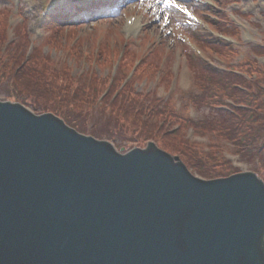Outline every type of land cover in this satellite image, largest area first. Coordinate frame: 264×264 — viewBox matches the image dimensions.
Returning <instances> with one entry per match:
<instances>
[{"label": "rangeland", "instance_id": "rangeland-1", "mask_svg": "<svg viewBox=\"0 0 264 264\" xmlns=\"http://www.w3.org/2000/svg\"><path fill=\"white\" fill-rule=\"evenodd\" d=\"M175 2L187 11L165 8L156 0H121L114 9L107 2L99 6L89 0H0V100L30 110L42 106L40 114L64 115L81 133L107 140L123 152L153 142L183 162L184 153L191 151L203 160L202 166L228 161L232 171L254 172L264 181V137L247 145L197 126L213 118L214 105L231 106L227 96L237 103L240 94L264 101V0ZM131 17L138 26L128 31ZM185 24L194 28L189 31ZM32 57L41 76L48 69L44 78L52 79V85L32 91L35 95L16 80L36 75L30 73ZM63 71L68 79L61 76ZM215 72L227 75L232 90L213 89L220 102L199 106L205 86L215 87ZM122 83L125 91L139 94L141 104L166 107L168 123L158 121L166 130L152 133L118 118L115 99L121 93L111 98ZM84 97L89 102H80ZM254 99L245 104L257 105ZM240 109L232 106L230 113L214 108L216 114L237 118ZM143 119L154 122L149 115ZM253 145L256 151L245 153ZM188 165L192 174L208 178L199 175L207 172L196 164Z\"/></svg>", "mask_w": 264, "mask_h": 264}, {"label": "water", "instance_id": "water-1", "mask_svg": "<svg viewBox=\"0 0 264 264\" xmlns=\"http://www.w3.org/2000/svg\"><path fill=\"white\" fill-rule=\"evenodd\" d=\"M0 264H264V183L0 101Z\"/></svg>", "mask_w": 264, "mask_h": 264}, {"label": "trees", "instance_id": "trees-1", "mask_svg": "<svg viewBox=\"0 0 264 264\" xmlns=\"http://www.w3.org/2000/svg\"><path fill=\"white\" fill-rule=\"evenodd\" d=\"M4 28L2 27L0 31H3ZM34 61V62H33ZM38 61L36 59L31 58V74H36L34 77L29 78L30 76H25L21 78H16V80L22 85V88H25L27 92H29L31 95H35L32 93V91H40L43 85H52V79H45L44 75L46 70H43V76L42 70L38 69L37 65ZM51 72V71H50ZM25 75V74H24ZM68 74L66 72H62L61 76L64 79H68ZM212 81L215 83V87H211L209 85L205 86V90L199 95L198 97V104L201 106V104L209 105L211 106L212 103H218L220 102L219 97L214 93L213 89H221V90H232L231 88V82L230 79L227 77V75L215 72ZM40 76V78H38ZM51 76L57 79V76L55 73L51 72ZM56 76V77H55ZM71 81V80H69ZM264 81V80H263ZM46 83V84H45ZM204 86V85H203ZM78 89H82V86H78ZM91 92H95V89L91 88ZM89 93L85 96H88ZM84 96V95H83ZM139 94L135 93L134 91H129L125 93V91L122 92L121 96L117 99H115V106H116V114L118 118L124 119V120H130V123H133L137 128L142 130H147L148 132L157 133L160 132L162 129L166 130L160 123L159 120H162V123H168L166 121V112L168 111L165 106L158 107L151 105V106H145L141 104V100L138 98ZM235 96V95H234ZM236 99L241 101V103H253L251 99H254L253 96L249 97L246 94H240L235 96ZM62 100H65V98L62 97ZM88 97H84L80 100V102L86 103L88 101ZM260 99H254V104L257 103V105H250L247 108H242L241 113H239L237 117L224 113L223 114H216L214 108L212 109L213 118L211 120H201L198 123V127L202 129H205V131L212 130L216 131L219 135L226 136L227 138H232L238 143L247 142V145L253 144L255 142V139L264 137V101H257ZM118 101V102H117ZM94 103V102H93ZM31 105V104H30ZM246 105V104H245ZM32 109L36 112H42L44 110V107L40 106H34L32 105ZM143 115H149V117H152V120L154 122H148L147 120L143 119ZM63 119L66 123L71 125L72 127L78 128L75 125V121H73L70 118H67L63 115ZM171 118V117H170ZM174 120H177L176 116L173 118ZM133 121V122H131ZM141 121V124H138L137 122ZM135 122V123H134ZM187 122L192 123L190 119H187ZM153 129V130H152ZM81 131V130H80ZM183 146L186 148L185 143ZM175 150V149H174ZM250 150L256 151V146L253 145L252 149L246 150L245 153H250ZM182 151V149H181ZM258 151V149H257ZM176 152V151H175ZM178 152L180 150L178 149ZM185 154L186 159H184V163L186 165L188 164H196L199 168L205 170L207 173H203L199 171V175H207L208 178H216V177H224L227 175H230L234 173L235 171H232L233 168L229 164L228 161L223 163H217L216 165L210 164V162L206 163L207 166H202L199 163H204L203 160L197 155L194 154V152L188 151ZM189 161V162H188ZM190 166V165H188ZM211 166V168H210ZM223 168L224 170H227V173L230 172V174H227L226 171L220 169V171H217L219 168Z\"/></svg>", "mask_w": 264, "mask_h": 264}, {"label": "snow or ice", "instance_id": "snow-or-ice-1", "mask_svg": "<svg viewBox=\"0 0 264 264\" xmlns=\"http://www.w3.org/2000/svg\"><path fill=\"white\" fill-rule=\"evenodd\" d=\"M145 0H141V3H144ZM157 3H163L165 8H178L182 12H186L187 10L183 8L182 5L175 2V0H156ZM151 7V5H148ZM165 22H167V18H165Z\"/></svg>", "mask_w": 264, "mask_h": 264}, {"label": "bare ground", "instance_id": "bare-ground-1", "mask_svg": "<svg viewBox=\"0 0 264 264\" xmlns=\"http://www.w3.org/2000/svg\"><path fill=\"white\" fill-rule=\"evenodd\" d=\"M137 26H138V22L137 21H134L127 28H128V30H134Z\"/></svg>", "mask_w": 264, "mask_h": 264}]
</instances>
